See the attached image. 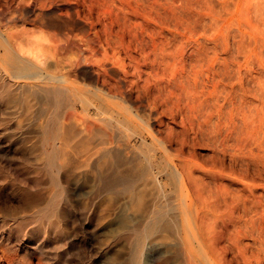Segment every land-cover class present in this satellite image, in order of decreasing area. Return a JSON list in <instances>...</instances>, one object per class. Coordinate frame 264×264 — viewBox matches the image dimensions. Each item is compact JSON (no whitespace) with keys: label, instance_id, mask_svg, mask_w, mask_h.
Here are the masks:
<instances>
[{"label":"rangeland","instance_id":"1","mask_svg":"<svg viewBox=\"0 0 264 264\" xmlns=\"http://www.w3.org/2000/svg\"><path fill=\"white\" fill-rule=\"evenodd\" d=\"M142 1L133 4L135 15L132 5L119 6L113 35L107 40L101 33V59H111L110 65L103 60L106 68H119L158 111L150 121L161 126L171 149L137 138L85 163L69 152L59 169L57 156L43 149L41 127L52 105L29 96L26 88L35 81L20 77L26 62L15 58L6 64L9 72L0 66V264H131L135 216L154 201L167 209L177 202L170 213L179 211L184 200L194 202L202 221L198 237L216 264H264V0H153L150 7ZM0 3V18L10 19V4ZM32 17L3 22L26 36V44L39 33ZM110 77L108 85L116 80ZM75 79L77 87L94 89L86 78ZM118 128L123 139L132 133ZM113 173L118 181L109 188L104 178ZM123 174L136 183L121 182ZM153 245L147 240L144 248L150 258Z\"/></svg>","mask_w":264,"mask_h":264},{"label":"bare ground","instance_id":"2","mask_svg":"<svg viewBox=\"0 0 264 264\" xmlns=\"http://www.w3.org/2000/svg\"><path fill=\"white\" fill-rule=\"evenodd\" d=\"M0 1L10 4L9 5L10 8H8L11 9L9 11V14L10 15L13 14V16L10 17V19H8L9 17L6 18L7 17L6 15L5 21L4 19L0 18V66L3 69V71L4 70L8 71L6 64L10 63L11 61L13 62L15 58H17V60L20 62L21 61L26 62L25 64H27L28 68H26L27 69L26 70L23 67V69L26 70V72H22V74L20 73L21 74L20 77H25L31 79L32 81L33 80L35 81L29 85V88H26L29 90V93L30 91L32 92L29 96L31 95L37 96L39 100L42 101L43 103H46L49 106L52 105L53 109L52 108L50 109V107H49L50 110L46 109L47 111L46 115H48L46 117L47 120L44 125L42 124L43 126L41 127L42 135H44L43 149L45 150L50 149L49 151H51L52 153V156L50 155V157L56 159L57 156V160L55 161L56 163H58L59 169L65 166L66 164H68V160L72 158L70 157L69 152H74V154L76 153V155L78 154L79 156H81L80 159L84 157L85 160L84 162L83 161L82 162L85 163L86 160L95 157L105 158L116 146L118 147L122 146L123 148L127 149L131 145H133L132 140L135 141V139L137 138H140L142 140L141 142L144 143H147L150 140L152 141L151 143L158 145L159 148H161L162 150L167 151L169 149L171 144L169 143V140H167L164 137V134L161 130V126L156 127L150 121L151 118L157 116L156 113H158V111L153 107H151L150 103L148 104L145 102L144 100L145 97H143L145 96L144 94L143 96H141L140 94L136 95L135 89L137 91L138 88L134 89V86H132L130 83L131 81L129 80L127 81L125 79V76L127 75H125L123 72L121 73L124 74V76L121 75L120 70H118L119 68L118 69H115V67L106 68V66L108 65L106 62L109 61V65L110 63L112 64L113 61L111 59L109 60L107 59L108 61H106V59H103L106 62L101 59L104 57L103 54L106 53V52H104L103 54L101 53L105 48V45L103 46V44L105 43L101 44L103 41V39L101 40V37H104L101 36L102 35L101 33L106 34L105 35L106 37L104 38L107 39L108 35H110L109 33L113 32L116 23L119 22V16H121L119 13L120 11H118L120 10L119 6L123 10L126 7H128L126 9L129 10V7L132 5L133 9L131 12L134 13L135 15V12H137L136 9L138 7L135 9L134 6L136 5L138 6L139 1L141 2L142 0H136V1L135 0H27V1L0 0ZM116 1H119L120 4H118ZM149 1L153 2V0H148V2ZM25 2H28L27 4L28 6H25L26 5ZM148 2H146L147 5ZM151 2H149V7ZM115 5H117L116 6L117 8L114 7ZM8 9L6 8L4 10H8ZM49 12H51V14L47 15ZM0 13H2V11H0ZM16 13H18V15H16ZM26 14H32L33 16L31 19L32 24H34L35 29L36 27L38 28L37 30H39V33L36 30L37 34H35V36L34 35L32 36L34 38L33 39L29 38L30 40L29 39H28L29 41L26 40V44H25V42H23V38H26V36L23 37L20 34L21 32H19L18 30H14L15 27L14 28L5 27V23L8 22L6 19L12 20V22L16 21L17 18H21L20 20H22ZM125 16H127V13L125 14ZM50 29H52V32L47 31ZM75 30L78 31L80 30L81 34L79 32L78 35V32ZM161 31L163 32V30ZM31 33L33 34L36 32L34 31ZM135 33L137 34V32ZM136 39L137 37L135 38V40ZM138 40L139 39H137V41ZM42 41L44 43H42ZM156 42L157 41L155 40V43ZM162 47L163 46L161 45V48ZM106 57L109 58V54L108 56H105V58ZM110 58H112V56ZM114 59H118V58H114ZM108 72H110L113 77L108 76ZM8 74L9 73H7V75ZM12 76H16V75H12ZM79 77L84 79L86 78L87 81H89L94 86V89H92L91 85H90L91 89H89V85L86 86L88 87V89H82V87L84 86H81L79 84L78 86H80V88L77 87L76 86L77 83L75 82L76 83L75 84L73 82L74 81L73 79L78 78L79 80ZM108 77H110L111 82H112V78L113 80L116 79L114 83L117 86H114L115 84L113 82L112 83L114 85L113 84L108 85L110 84ZM3 80H5V78ZM22 81L24 82V80ZM20 85H22L23 87L21 86V88L24 89V85L27 84L23 85L22 83ZM146 85L144 87H146ZM28 90L25 92H28ZM147 94H148L147 99L151 98L149 96V92ZM23 95L25 94L23 93ZM33 101L35 100L33 99ZM149 101L151 102L150 99ZM120 102H123V104H121ZM25 110L27 111V109ZM49 116H55V118ZM120 125L124 126L127 130H130L132 132L130 135L128 134L129 136L127 139H123L122 132H120L118 128ZM176 150H178V148ZM80 159L78 157L79 161ZM122 164L125 163L123 162ZM121 171L122 170H120V172ZM131 172L133 171L131 170ZM170 172L172 173L173 170L169 171V173ZM101 173L104 172L102 171L99 174ZM110 176L111 177L105 176L104 181L109 186V188H112V186L115 183L117 184L118 176L116 175L117 177H115L114 173L113 175ZM124 176L125 174H123V176L119 178L121 182L131 185L130 187H132L131 183H136V182H132L135 181L134 179L125 178ZM181 181L184 182L183 180ZM137 191H138L137 196L138 197L139 195L141 196L142 195L141 192H139V190ZM138 199H140V197ZM184 202L185 203H180L179 211H174L170 213L171 212L170 210L173 209L174 207V206L172 207V205L174 203L178 205L177 202H174L167 209V206L163 207L162 205H160V207H157L156 205L159 204H157L158 202L155 203L154 201L152 202L153 203L152 208L151 206H149L151 209H149V207L147 206V208L149 209V210L147 209L148 211L146 210V212L135 216V218L139 220L140 224L139 225L137 224V226L133 228L129 227L133 232H135L133 234H136L134 238L131 236V238H133L131 244H133L132 246L134 247L132 248L134 250L132 251L134 252V255L132 254L133 259L131 264H216V262H214L213 259L211 258L212 256H210L209 252L207 251L206 244L208 245V243H205L204 240L198 237L199 234L201 233L202 221H200L201 216L195 215L192 212V207L194 202L192 200L188 202L184 200ZM176 207L177 206H175L174 209ZM147 240H152V242L154 243V245L152 246L154 250L152 249L149 250L151 251V253L152 251H154V256L152 253L151 258H154L156 260L155 263L153 259L149 257L148 254L149 252L146 254V251L144 250ZM193 240H196L198 242L197 246L199 245L201 248L198 247L199 249H197L193 244L194 243ZM211 241L212 240L210 239V243ZM219 262L221 263V261Z\"/></svg>","mask_w":264,"mask_h":264}]
</instances>
